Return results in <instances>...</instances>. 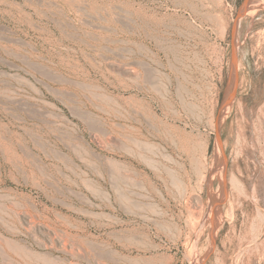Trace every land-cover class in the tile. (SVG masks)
Listing matches in <instances>:
<instances>
[{"label": "rangeland", "instance_id": "obj_1", "mask_svg": "<svg viewBox=\"0 0 264 264\" xmlns=\"http://www.w3.org/2000/svg\"><path fill=\"white\" fill-rule=\"evenodd\" d=\"M245 2L0 0V264H264Z\"/></svg>", "mask_w": 264, "mask_h": 264}, {"label": "water", "instance_id": "obj_2", "mask_svg": "<svg viewBox=\"0 0 264 264\" xmlns=\"http://www.w3.org/2000/svg\"><path fill=\"white\" fill-rule=\"evenodd\" d=\"M248 2V0H246V2L245 3H247ZM233 61H235V56L233 55ZM231 94V93H230Z\"/></svg>", "mask_w": 264, "mask_h": 264}]
</instances>
